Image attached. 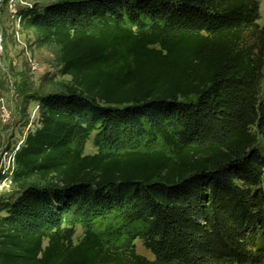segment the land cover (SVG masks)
<instances>
[{
	"label": "trees",
	"instance_id": "1",
	"mask_svg": "<svg viewBox=\"0 0 264 264\" xmlns=\"http://www.w3.org/2000/svg\"><path fill=\"white\" fill-rule=\"evenodd\" d=\"M259 18L257 0H65L33 13L70 82L39 99L40 126L14 154L0 264H264ZM97 125L99 151L83 155ZM110 215L102 239L95 223Z\"/></svg>",
	"mask_w": 264,
	"mask_h": 264
},
{
	"label": "rangeland",
	"instance_id": "2",
	"mask_svg": "<svg viewBox=\"0 0 264 264\" xmlns=\"http://www.w3.org/2000/svg\"><path fill=\"white\" fill-rule=\"evenodd\" d=\"M65 0H0V217L6 215V204L18 196L11 184L13 153L21 147L29 132L39 128V99L52 93H62L70 78L61 74L60 48L43 45L31 26L33 13H41L50 4ZM259 3L258 25H264V0ZM260 102L264 105V79ZM100 126L86 127L83 155L97 154ZM147 145L145 149H164L160 143ZM142 147V146H141ZM257 148L264 154V140L259 138ZM12 154V155H11ZM114 215L95 223L96 232L106 239L116 225ZM81 226H74L73 244L83 238ZM138 255L152 261V254L139 240L134 242Z\"/></svg>",
	"mask_w": 264,
	"mask_h": 264
},
{
	"label": "built area",
	"instance_id": "3",
	"mask_svg": "<svg viewBox=\"0 0 264 264\" xmlns=\"http://www.w3.org/2000/svg\"><path fill=\"white\" fill-rule=\"evenodd\" d=\"M19 149V147H17L14 151H12L11 153H13V163H14V165H15V162H14V154H15V152L17 151ZM12 155V154H11ZM14 169H15V167H14ZM7 172H9L10 174H12V172H10L9 171V167H7V170H6ZM14 171V170H13Z\"/></svg>",
	"mask_w": 264,
	"mask_h": 264
}]
</instances>
